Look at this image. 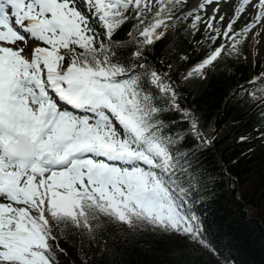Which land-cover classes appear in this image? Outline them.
<instances>
[{"label": "snow or ice", "instance_id": "snow-or-ice-1", "mask_svg": "<svg viewBox=\"0 0 264 264\" xmlns=\"http://www.w3.org/2000/svg\"><path fill=\"white\" fill-rule=\"evenodd\" d=\"M262 41L264 0H0V264H264L207 99L247 72L264 145Z\"/></svg>", "mask_w": 264, "mask_h": 264}, {"label": "trees", "instance_id": "trees-1", "mask_svg": "<svg viewBox=\"0 0 264 264\" xmlns=\"http://www.w3.org/2000/svg\"><path fill=\"white\" fill-rule=\"evenodd\" d=\"M247 72L242 78L231 81H221L216 79L212 81L209 93L214 91V95H207L209 109L221 125L227 126V136L222 141L225 153L229 150L236 152L240 156L246 147L255 145V151L248 155L240 157L238 165L239 173L242 177L241 190L245 192L243 200L236 206L235 215L231 219V228L235 235L243 242L246 238L254 234L259 236L264 230V216L259 214V209L264 208V145L258 139H254L249 144H244L235 138L242 134L256 135L255 125L257 124V116L251 108L244 109L235 101H229L226 98L232 92L236 84L246 81ZM195 87V85H194ZM235 121V123H233ZM230 183V181L228 182ZM225 196L228 195L226 185ZM234 195V194H233ZM247 208L254 219H249L244 209ZM160 257L166 253V249H158ZM142 258L155 259V257L144 256ZM251 259L259 260V252H255Z\"/></svg>", "mask_w": 264, "mask_h": 264}, {"label": "rangeland", "instance_id": "rangeland-1", "mask_svg": "<svg viewBox=\"0 0 264 264\" xmlns=\"http://www.w3.org/2000/svg\"><path fill=\"white\" fill-rule=\"evenodd\" d=\"M261 49L264 50V41L261 42ZM261 59L264 60V56H262Z\"/></svg>", "mask_w": 264, "mask_h": 264}]
</instances>
